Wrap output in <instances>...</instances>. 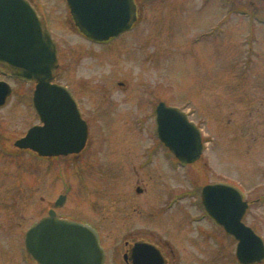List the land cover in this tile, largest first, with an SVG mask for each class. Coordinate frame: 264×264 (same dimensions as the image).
<instances>
[{
  "label": "rangeland",
  "instance_id": "1",
  "mask_svg": "<svg viewBox=\"0 0 264 264\" xmlns=\"http://www.w3.org/2000/svg\"><path fill=\"white\" fill-rule=\"evenodd\" d=\"M134 1L133 29L96 43L77 28L66 0H33L57 42L55 81L78 97L90 136L79 158L15 154V142L39 122L35 83L0 70L13 89L0 107V264H37L25 232L62 194L61 216L159 230L165 245L183 249V261L239 264L236 240L224 239L221 258L196 228L214 223L202 209L204 185L231 183L250 203L264 194V0ZM160 101L200 127L205 147L195 163L182 166L158 139ZM244 221L264 239V199L250 204Z\"/></svg>",
  "mask_w": 264,
  "mask_h": 264
},
{
  "label": "water",
  "instance_id": "2",
  "mask_svg": "<svg viewBox=\"0 0 264 264\" xmlns=\"http://www.w3.org/2000/svg\"><path fill=\"white\" fill-rule=\"evenodd\" d=\"M67 2L75 25L94 41L117 36L137 20L134 0ZM0 65L15 77L36 83L33 102L43 125L33 126L16 145L45 156L80 152L87 142L88 124L70 89L55 81L59 72L58 46L32 0H0ZM12 91L7 81L0 80V107ZM157 123L160 139L183 165L201 157V130L186 112L162 101L157 106ZM201 194L207 213L238 241L239 262H262L264 239L243 221L249 204L242 192L234 185L214 182L204 185ZM65 199L66 195H61L56 206ZM25 244L38 264L105 262V249L97 229L88 222L58 216L55 209L28 229ZM148 249L151 250L149 245L137 243L134 253L139 260H151L153 256L145 253ZM159 263H166L160 251Z\"/></svg>",
  "mask_w": 264,
  "mask_h": 264
},
{
  "label": "flooded vegetation",
  "instance_id": "3",
  "mask_svg": "<svg viewBox=\"0 0 264 264\" xmlns=\"http://www.w3.org/2000/svg\"><path fill=\"white\" fill-rule=\"evenodd\" d=\"M138 19H139V13H138V9H137V21H138ZM2 73H4V72L2 71ZM5 76H9V75H5ZM75 98H76V101H77L78 108H79V110H80V112L82 114V117L88 123L89 136H90V125H89V122L83 115V109L81 107V102L79 101L78 97L75 96ZM7 101H8V99H7ZM31 104H32V109L34 110V112L36 113V115H37V117L39 119V122L34 124L33 126H35V125H43V123H42V121H41V119H40V117H39V115L37 113L36 107L34 105L33 97L31 99ZM156 107L154 109L155 122H156ZM33 126H31L28 129V131ZM156 134H157V125H156ZM89 136H88V139H87L85 147L80 152L70 153V154H67L66 156L74 155L76 158H79L83 154L84 150L88 146ZM157 136H158V134H157ZM22 137H20V138H22ZM15 147L16 148L13 149L15 154H16V152H23V151L26 152L27 151V152H29L31 154L32 159H34V160H36V159H38V160H40V159L46 160L47 159L48 160V159H54V158H58V157L64 156V155L42 156V155H40L37 151H35L32 148H20L16 144H15ZM137 191L139 193L145 192V191H143V189L141 187H138ZM261 199H264V194L263 195H258L255 199L252 200V203L247 201L248 204H249L248 210L250 208V204L255 205V203H256L258 205L260 203ZM55 209H56V211L58 210V208H55ZM202 209H203V212H204L205 216L210 218V216L207 214V212L204 210V208H202ZM248 210H247V212H248ZM247 212H246V214H247ZM57 214H58V212H57ZM246 214H245V216H246ZM59 216H61V215H59ZM245 216H244V218H245ZM70 218L76 219L74 217H70ZM102 219H104V218H101V220ZM82 221L91 223L88 220H82ZM91 224H93V223H91ZM93 225L97 229V231L99 233V236L101 238V243H102L103 247L105 248V262H104V264H160L159 263V251L162 253V255L166 259V263L165 264H202V260H198L197 259L195 261V258H192L191 259L192 261H190V259H185L183 261V259H181V256H182L181 253H183V251L181 252V250H183V249L179 250V248L173 247L172 245H167V244L165 245L159 239V230L156 231L154 229H147L146 227L142 228V227H139V226L137 227L136 225H130V224L129 225H126V224H123V225H114V224H112V225H101V224H98L97 225V224H93ZM210 225L212 227H210L208 229H206L205 227L196 228L197 232H198L197 236L199 238H201L204 242L205 241L209 242V239H208V237H209L210 241L216 243L217 246H218V249H219V252H218L219 254L218 255L222 258V256L224 255L222 253V251L224 252V249H223V245H224L223 241H224V239H227V238H231V239H234V240H236V239L232 235L228 234L223 226H221V225H219V224H217L215 222L213 224H210ZM249 226H251V225H249ZM133 227H136V228H133ZM251 227L257 233V228L255 226H251ZM111 228H113V229H111ZM114 229H116V230H114ZM112 231L118 232V235L123 234V239H121V241L116 240V238L119 237V236H116V238L114 239L112 237L111 233H110ZM257 234L259 235V233H257ZM137 243H145V244L149 245L151 250L148 249V251H145V253L147 255L153 256V258L151 260L150 259L139 260V257H137L138 254L134 253V247H135V245ZM190 243H191V245L193 247H195V244L193 245V243L191 241H190ZM237 243L238 242L236 240V247H237ZM191 245H190V247H191ZM149 253H152V254H149ZM142 255H145V254H142ZM29 257H30V259L33 260V258L31 256H29ZM236 258H237V256H236ZM231 259L233 261L234 258L231 257ZM228 260H229V258H228ZM228 260H227V262H228ZM262 263H264V260L262 262H257V263H254V264H262Z\"/></svg>",
  "mask_w": 264,
  "mask_h": 264
}]
</instances>
